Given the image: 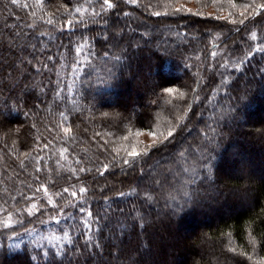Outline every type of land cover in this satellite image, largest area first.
<instances>
[{"label": "trees", "instance_id": "obj_1", "mask_svg": "<svg viewBox=\"0 0 264 264\" xmlns=\"http://www.w3.org/2000/svg\"><path fill=\"white\" fill-rule=\"evenodd\" d=\"M176 1L113 0L117 7L101 12L102 0H0V264H177L184 255L188 259L182 264H260L264 159L256 154H264V120L256 116L254 122L246 121L261 108L264 97V52H254L240 69L232 65L250 43H264V34L258 32L252 42L248 31L228 47L234 39L220 36L217 28L225 20L201 10L209 0H194L199 14L176 12ZM221 3H229V12L245 11L244 5L253 0ZM77 7L87 11L77 13ZM93 8L100 14L93 16ZM81 37L87 44L77 53V46L84 44ZM128 88L139 99L136 103L121 99ZM170 127L176 128L174 138L161 143L159 133L166 134ZM141 130L156 132L155 147L139 140ZM255 130L263 131L258 141L252 140ZM205 145L208 151H198ZM233 145L245 152L240 155L245 171L227 175L223 167L231 160ZM145 147H151L147 157L128 155L133 148L142 152ZM63 149L67 151L61 156ZM115 149L135 167L110 168L103 176L94 169L75 175L68 171L99 167ZM205 159L211 165L209 179L199 170ZM157 163L158 170L179 164L176 181L168 179L162 187L148 182L153 177L147 169ZM185 167L197 171L185 172ZM158 170L155 178L160 179ZM80 186L89 189L86 199L93 214L104 217L108 210V217L120 218L119 227L104 217L89 232L83 227L85 214L76 207L57 216L58 209L48 200L59 205L64 197L80 203L82 194L63 192ZM145 189L151 200L145 198ZM213 189L215 196L209 192ZM184 190L194 194L195 203L185 204L170 222L165 214L189 199L182 198ZM118 191L126 195L119 197ZM168 194L176 199L167 202ZM32 204L37 209L29 215ZM140 216L148 221L146 226L134 223ZM199 222L201 229L191 242L181 239L182 230ZM13 231L18 235L12 236ZM64 231L73 244L41 239ZM89 238L92 242L85 248ZM36 241L44 247H37ZM97 241L99 247L94 246ZM15 244L19 248L9 249ZM57 244L63 245L62 251ZM32 255L37 259L31 260Z\"/></svg>", "mask_w": 264, "mask_h": 264}, {"label": "snow or ice", "instance_id": "obj_2", "mask_svg": "<svg viewBox=\"0 0 264 264\" xmlns=\"http://www.w3.org/2000/svg\"><path fill=\"white\" fill-rule=\"evenodd\" d=\"M13 3H16V0H12ZM131 2L135 3L136 0H131ZM219 0H213V3H218ZM27 6V5H25ZM171 6V5H169ZM114 7H117V5L113 2V0H102V2L100 3V9H101V12L105 9V8H108V9H111V8H114ZM232 7H235V4H232ZM244 9L245 11L241 12L240 15L243 17L247 14V11L249 9L252 10V15L253 16H256V15H259L260 14V10H264V2H261L259 4L255 3V0H253V3L252 4H246L244 5ZM75 11L77 13H81L82 11H87L86 9H83L80 8V7H77L75 9ZM175 11L176 12H180V11H188V12H191V9H185L183 8V6H181L180 8H175ZM100 13H96L95 12V9L93 8V13L92 15L93 16H96V15H99ZM160 13L159 12H156L155 15H159ZM199 14V13H197ZM36 13H33V16H35ZM231 15V14H230ZM43 17H41L42 19ZM91 20V17L89 18ZM235 22V21H233ZM47 23L48 24H52L53 23V20L51 18H49L47 20ZM73 21L71 19H69L67 21V24L69 27H71ZM240 23H244V20L241 19L240 20ZM258 32L264 34V18L261 19V21L258 22L257 25L254 26L253 29H250L249 30V38H250V41L252 42H255L257 41L258 39ZM179 35V33H177ZM115 36H116V33L113 34V40H115ZM82 40H84V44H80L79 46H77L76 48V52L77 53H80L83 49V47L85 46V44H87V38H84V37H81ZM105 39L107 40L108 37H105ZM261 39L264 40V35L261 36ZM113 46H117L116 44H113ZM256 51H259V52H264V43H250L247 50H245L242 54L241 57L238 58V63H234L232 66L236 69H240L241 66L244 64V62L253 55L254 52ZM105 57L108 56V53L105 52L104 53ZM213 55H215V53H213ZM48 59H53V57H48ZM114 59L116 60H119L120 57L119 56H114ZM224 67H227V63H225L223 65ZM45 67H47V65H45ZM166 91L168 92H172L173 89L172 88H167ZM185 94L183 92L180 93V96L183 97ZM190 111V109H189ZM60 116L63 117L64 120H67L68 118L64 115L63 112L60 113ZM179 119L181 121H183L185 119V116H180ZM63 131L66 133V134H70L71 133V129L70 128H67L65 127L63 129ZM175 133H176V128L175 127H170L168 130H167V133L165 134L163 131H161L159 133V135L161 137H163V141L161 143H166L169 139H172L174 138L175 136ZM153 135H155V133H153ZM211 143H214V141H210ZM44 147H48V145H44ZM151 147H155V145L151 146ZM151 147H145L142 152H138L136 151L135 148L132 149V151L130 153H128L129 156L131 157H140V156H144V157H147L149 152L151 151ZM209 149L207 148V146L205 145L204 147L200 148L198 151H208ZM214 150V149H213ZM67 149H63L61 150V156L64 155V152H66ZM115 154H110L111 155V158L108 159V158H105V161L103 162H99V167L96 166V164H93V167L92 168H88V167H80V168H69L68 171H70L73 175H75L77 173V171L79 172H91L93 171V169L100 175V176H103L106 172H108V170L110 168L112 169H115L117 167H123V166H128V167H135V164H134V161L131 160V159H128V158H125L124 156H120V150L119 149H115ZM26 156L29 155V154H25ZM185 156V151H181L179 153V157L180 158H183ZM66 158V157H65ZM39 159V158H38ZM91 162V160H90ZM59 163V161H58ZM80 161H77V164H79ZM200 171H203L205 172V179H209L210 175H211V165L209 164L208 160L205 159L203 161L200 162ZM138 171H140L142 174H145L144 172V169L143 168H140L138 169ZM184 171L185 172H195L197 171V169L195 167H185L184 168ZM158 176H161V174H158ZM167 180V176L166 175H162L160 179H157L155 177L152 178V184L153 185H160L161 187L163 186V183ZM188 184L192 183L191 180L187 181ZM43 187V186H42ZM107 187V186H105ZM44 191L47 192V188L45 187L44 188ZM101 191H104V189H101ZM63 192L64 193H69V195L71 197H77L78 194H82L81 195V201L80 203H76L73 199H67V198H64L62 197L63 199V203L62 204H59L57 205L52 199H49L48 200V203L49 204H52L54 208H57L58 211H57V216L59 214H61L63 212L64 209L66 208H69V207H76L78 209V211L80 213H84L85 216L83 218V227L88 230L89 232L91 231V226L93 223H97L99 222L100 219H103L104 217H108V210H105L104 211V217H101L99 212H97L95 215L93 214V212L91 211L90 209V206L88 205L87 203V199H86V194L89 192V189L85 186H80L77 190H73L71 192H69V188H64L63 189ZM56 195L58 196H62V193L60 192H57ZM117 196L119 197H123L125 196L126 194L123 192V191H118L116 193ZM194 194H190L187 190H184L183 191V194H182V198L183 197H188L189 199H185L184 200V204H180V203H177L176 204V207L174 209H170V211L168 213H166L165 215L168 217L169 221H173V219L179 215V213L183 210L184 208V205L185 204H188L189 202L191 203H195V200L192 199V196ZM145 198L147 200H151L153 197L148 193V190L145 189ZM104 199L107 201L109 200L110 198L105 196ZM173 200L176 199V197H172ZM111 206L109 205V210H110ZM33 209H37V205L36 204H32L31 207L28 209V212H29V215L32 214V210ZM118 211L120 212L121 216L124 215V212L122 209H118ZM57 216H50V219H57ZM91 218V219H89ZM110 220L113 221V224L115 227H119L120 224H121V221H120V218L119 217H116V216H112V217H108ZM125 219H127V217H125ZM11 223V220L9 219V222L8 224ZM134 223L140 225L141 227L143 226H146L148 221L145 220V218L143 216H140L138 219H136L134 221ZM8 224L5 225V227H8ZM73 227H79V225H75ZM25 232H28L30 231L29 229H25L24 230ZM97 231H101V229H97ZM84 233H81V235H83ZM18 233H16L15 231L12 232V236H17ZM9 239H11V237H9ZM42 240L44 239H47L49 243H51L53 240H56V241H67L68 244H73L74 241H73V238L69 235V232L68 231H64L63 232V235L62 236H55V235H51L49 237H41ZM91 239L89 238L88 242L85 243L84 247L87 248L88 246V243H91ZM253 243H255V240L253 238ZM36 245L37 247H40V248H43L44 245L40 243V241H36ZM96 247H99V242L97 241L96 244L94 245ZM12 247H16V248H19V244H15V245H9V249H11ZM55 247L59 250V251H62L63 250V245L62 244H57L55 245ZM230 251L232 252H235L236 249L235 248H230ZM63 254H67L66 252H64ZM44 255H48L47 251L44 252ZM31 260H36L37 259V256L35 255H32L30 257ZM132 264H139V261H132ZM260 264H264V257L261 258V261H260Z\"/></svg>", "mask_w": 264, "mask_h": 264}, {"label": "rangeland", "instance_id": "obj_3", "mask_svg": "<svg viewBox=\"0 0 264 264\" xmlns=\"http://www.w3.org/2000/svg\"><path fill=\"white\" fill-rule=\"evenodd\" d=\"M262 2H264V0H262ZM175 3L179 7L183 6V8H185V9H191V13H197L199 11V8H197V6L195 5L196 3L194 0H178ZM206 3L207 4L205 5V7H203V9H201L205 15L211 16V17L212 16L216 17V18H218V20H223V21L225 20L224 21L225 23H221L220 25H218L220 27H217V28H218V33L220 36L223 35V37L227 36V37H230L231 39H234L231 42V44H226L228 47L229 46L232 47V45L235 43V41H237V39H244V37L247 35L246 33L250 30V28L253 25L252 22H254L256 24L258 21H261V19L264 18V12L260 13L259 15H256V16H253V15L249 16V13L252 12V10H250L249 13H247L245 16L242 17L240 15V13L243 11L239 10L240 8H236V6L234 7V8H236V10L229 12L228 11L229 3H221V0H219L218 3H221L222 5L217 4L214 6L213 0H209ZM231 3H233V2H231ZM258 3H261V0H259ZM216 6H217V8L218 7H221V8L217 9ZM241 19L244 20V23H240ZM233 21H235V22H233ZM231 23H232L231 26H233L235 28L230 29L229 24H231ZM246 23H248V24L245 26ZM136 81H139V80H136ZM122 98L124 99L123 101L132 100L135 103L139 100L137 98V96L135 95V92L132 91L131 88H128V89H126L125 92H123L121 99ZM256 116H259L264 120V97L262 100L261 108L258 111H256L255 114L252 113L251 115H249L248 116L249 120H247L246 122H248V121L254 122L257 119ZM262 132H263L262 130H255L252 133V135L254 136V138H252V140L256 139L258 141L261 138L260 135L263 134ZM153 133H155V135H153ZM137 136H138L139 140L144 144L154 145L155 143H157V135H156V132L154 130L153 131L141 130V131H139ZM240 147H241V145L231 146V151L229 152V157H231V160L228 161V163L223 167V172H225V174L237 175V174L244 173L245 169L241 165L240 155L242 156L243 153L245 155V152H242ZM263 155L264 154L261 151L257 152V154H256L257 158L260 161H262L261 159H264V158H260V156H263ZM156 165L157 166H153V168L150 167L149 169H147V171L150 173V175L152 177H156L155 169L158 170L157 169L158 163ZM171 165L167 164L163 169L158 170V172H159L158 174H161V176L166 175L167 180L169 179L170 183H173V181L175 182L177 179V172L176 171L179 168V164L174 165V167H173V164H171ZM149 180H148V182H152L151 179H149ZM246 187H247V184L245 183V185H243L242 188L244 189ZM209 192L212 194V196L217 195V191H215V189L209 190ZM227 192L228 191H225L226 194H227ZM221 198H224V196H221ZM165 200H167V202H172L173 199H172L171 194L166 195ZM206 202H208L210 204L212 203L211 200H209L207 198H206ZM226 214H227V212L225 211L222 214H220V216L221 215L225 216ZM159 215H161V214H159ZM157 218H158V216H157ZM157 218H156V220H157ZM211 219L213 220V218H211ZM209 221H208V219H206V221L204 219L203 222L208 223ZM201 224L202 223H200V222L196 223V225H195L196 227L191 228L189 231H186V230H182V232L180 231L181 232L180 233L181 239L183 238L185 240H188V242H191V239H193L194 233H196L199 229H201V226H202ZM186 259H188V256L184 255V257H181V261L177 264H182L181 262L183 260H186ZM196 264H201V262L196 260Z\"/></svg>", "mask_w": 264, "mask_h": 264}]
</instances>
